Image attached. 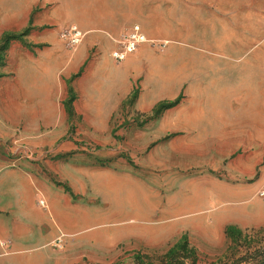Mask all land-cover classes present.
I'll use <instances>...</instances> for the list:
<instances>
[{"label": "crops", "instance_id": "crops-1", "mask_svg": "<svg viewBox=\"0 0 264 264\" xmlns=\"http://www.w3.org/2000/svg\"><path fill=\"white\" fill-rule=\"evenodd\" d=\"M35 3L36 0H0V39L5 33H20L29 27ZM81 35L75 47L68 42L74 51L70 59H66L60 44L44 48L47 50L40 51L38 56L30 52L31 58L27 59L22 53L13 52L20 61L32 62L41 85L34 94L24 97V102L18 96V103L14 102L18 111L40 114V119L31 117L37 123L47 121L44 115L50 111L64 114L66 93L55 91L52 85L58 72L66 79L73 75L75 91L69 108L82 117L89 129L109 128L112 117L128 102L130 112L141 114L152 112L160 104L163 96L148 98L147 75L142 61L137 62L145 57L148 65L150 61L155 63L158 71L155 79L161 88L160 56L155 49L138 43L133 66L132 62L123 64L125 60L117 61L110 56L115 49L110 34L81 32ZM108 42L113 46L107 54L109 58L104 59V46ZM245 44L247 47L242 49L247 52L237 57L173 59L172 107L151 122V129L160 130V138L163 131H172V155H166L160 144V157H144L142 167L133 176L139 178L137 182L126 178L123 185L115 187L119 190L116 195L129 193L130 202L135 201L141 213L150 215V210L155 209L158 216L149 217L139 234L120 230L109 241L93 233L88 239L90 243H104L111 250L138 238L159 239L160 244H166L185 235L188 241L219 244L228 227L264 228V196L259 195L264 187V34ZM58 52L60 58L52 61L50 58ZM67 60L68 64L64 62ZM17 72L15 68L14 76ZM67 110L68 107L66 113ZM13 118L24 119L19 113ZM6 120L11 122L3 110L0 130L5 128ZM154 170L157 175L151 174ZM99 172L107 178L117 176L109 167ZM84 174L81 168L73 170L71 176L84 178ZM37 177L36 171L13 162L6 165L4 157H0V242L4 244L0 247V264H74L81 255L74 234L58 227V232L45 240L48 232L35 228L26 191L29 187L45 189ZM112 183L105 180L103 186L111 187ZM12 187L14 190L10 192ZM64 196L69 205L86 204L74 203L68 194ZM181 197L185 198L183 202ZM60 234L63 240L57 245ZM38 237L44 240L37 248L44 247L47 251L36 255L32 241Z\"/></svg>", "mask_w": 264, "mask_h": 264}, {"label": "rangeland", "instance_id": "rangeland-1", "mask_svg": "<svg viewBox=\"0 0 264 264\" xmlns=\"http://www.w3.org/2000/svg\"><path fill=\"white\" fill-rule=\"evenodd\" d=\"M30 19L25 30L5 33L0 39V77L5 76L0 79V114L4 110L5 116L11 118L0 130V157H4L6 165L13 162L36 171L37 179L45 186L39 191L35 187L26 191L28 209L36 220L35 228L48 232L45 240L48 235L56 234L58 227L74 234L81 253L74 264H116L120 261L131 264L135 254L160 264L161 257L185 235L166 244H160L159 239L138 238L111 250H107L104 243H90L89 236L96 233L110 241L120 230L139 234L149 217L158 216L155 209L150 210V215L141 213L136 202H130L131 195L127 192L116 195L119 190L115 187L123 185L126 178L137 182L139 178L133 176L142 167L144 157H160V144L166 155H172V131H163L160 138V130L151 129V122L172 107L173 59L237 57L247 52L242 49L247 47L245 43L264 34V0H36ZM72 26L83 33L110 34L115 44L113 52L121 51L125 39L136 28L146 39L142 42L160 56L161 88L156 82L155 63L150 61L148 65L145 57L137 61H142L147 75L148 98L155 100L163 96L160 104L152 112L141 114L130 112L128 102L112 117L109 128L89 129L82 117L69 108L75 91L73 75L66 79L58 72L54 75L53 89L66 93L63 104L69 112L66 113L64 107V114L50 111L44 115L47 121L37 123L31 117L40 119V114L18 111L14 104L18 103V96L24 102V97L34 94L41 85L32 62L20 61L18 54L13 52L16 50L27 59L31 58L30 52L38 56L47 50L44 48L60 44L67 54L66 59H70L74 51L68 44L67 34ZM112 46L109 42L105 44L104 59L109 58L107 54ZM60 52L50 59L60 58ZM136 57L135 52L129 54L123 64L132 62L135 66ZM68 61L64 62L68 64ZM15 68L18 72L14 76ZM15 113L24 119L16 121ZM105 167L115 170L116 178H107L99 172ZM81 168L85 170L84 178L71 176L73 170ZM151 174L157 175L158 171ZM105 180L113 185L103 186ZM12 190L13 187L10 192ZM67 194L74 203L86 204L69 205L64 199ZM181 198L183 202L185 198ZM41 199L48 204L49 210L39 205ZM9 202L12 204V200ZM113 222L115 224H110ZM248 230L253 232L241 241L234 240L233 244L226 238L219 244L190 240L188 243L196 251L197 264H217L219 260L221 264H261L257 252L264 248V228ZM59 238L57 245L61 244L63 236L60 234ZM42 240L44 238L34 239V248L39 247ZM46 251L44 247L33 250L36 255Z\"/></svg>", "mask_w": 264, "mask_h": 264}, {"label": "trees", "instance_id": "trees-1", "mask_svg": "<svg viewBox=\"0 0 264 264\" xmlns=\"http://www.w3.org/2000/svg\"><path fill=\"white\" fill-rule=\"evenodd\" d=\"M8 48V47H7ZM7 50V49H6ZM253 232V230H240L235 227H228L225 230V238L231 244L238 240L247 238V234ZM229 246V245H228ZM176 249L180 252H176ZM257 257L261 260V264H264V248L257 252ZM198 256L196 251L189 245L187 237H182L168 252L161 257L160 264H197ZM116 264H124L120 261ZM131 264H153L149 257L141 254H135L132 257ZM217 264H221V260Z\"/></svg>", "mask_w": 264, "mask_h": 264}, {"label": "built area", "instance_id": "built-area-1", "mask_svg": "<svg viewBox=\"0 0 264 264\" xmlns=\"http://www.w3.org/2000/svg\"><path fill=\"white\" fill-rule=\"evenodd\" d=\"M139 33L137 32V29L134 28L133 33L125 39L123 43V47L121 51H114L111 53V57L117 61H123L125 57L133 52H135L136 46L138 45V35ZM68 42L70 46L75 47L80 41H81V32L77 29V27L72 26L67 34ZM260 196H264V187L263 189L259 192ZM39 205L43 208H46L45 201L43 199L39 200ZM60 241V238L57 239ZM4 246L3 243L0 242V247Z\"/></svg>", "mask_w": 264, "mask_h": 264}, {"label": "bare ground", "instance_id": "bare-ground-1", "mask_svg": "<svg viewBox=\"0 0 264 264\" xmlns=\"http://www.w3.org/2000/svg\"><path fill=\"white\" fill-rule=\"evenodd\" d=\"M137 36H138V39H137L138 42H142L146 40L145 37H143L141 34H138Z\"/></svg>", "mask_w": 264, "mask_h": 264}]
</instances>
